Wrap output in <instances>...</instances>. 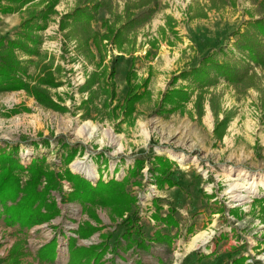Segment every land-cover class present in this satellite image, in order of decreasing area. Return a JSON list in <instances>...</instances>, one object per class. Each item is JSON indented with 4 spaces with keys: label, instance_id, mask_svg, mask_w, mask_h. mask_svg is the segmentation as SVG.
<instances>
[{
    "label": "rangeland",
    "instance_id": "rangeland-1",
    "mask_svg": "<svg viewBox=\"0 0 264 264\" xmlns=\"http://www.w3.org/2000/svg\"><path fill=\"white\" fill-rule=\"evenodd\" d=\"M49 1L33 0L9 13L0 10L4 17L22 13L19 23L12 27L3 28L0 18V53L8 49L10 40L33 47L32 41L21 35L26 29L20 22L27 16L26 7L36 11ZM107 1L110 8L100 9L92 22L100 32L104 31L101 19H122L126 0ZM78 2L57 0L44 28L28 29L39 40L37 53L12 48L25 69L19 74L23 81L38 83L45 70L52 73L57 85L41 86L59 107L39 102L25 89L0 90V152L11 153L20 164L21 185L35 159H41L46 170H69L93 185L99 178H113L123 184L131 198L130 210L116 215L108 205L95 207L99 221H94L80 204L61 202L54 191L60 214L50 222L20 232L17 226L7 227L0 220V264H7L8 250L18 237L26 239L21 264H37V249L54 236L57 256L50 264H66L67 237L75 236L73 229L83 221L100 230L88 239H78L79 245L100 242L104 233L109 235V247L116 248L106 253L103 264H231V259L240 255L245 256L244 264H264V201L257 200L264 197V68L253 62H237L240 54L233 47L238 38L235 32L243 30L249 17L262 14L264 6L246 0L228 1L219 8L210 6L209 0H159L151 20L129 33L132 45L122 52L108 48L102 64L97 65V55L92 59L79 48L82 36L75 26L61 27L65 14ZM168 15L173 17L174 32L167 29ZM42 22L35 19L32 26ZM162 27L166 32H161ZM209 53L218 60L245 64L253 78L238 84L218 78L215 85L203 90L189 80L172 83L175 75L197 65ZM111 66L112 79L108 78ZM131 67L136 72L135 84L147 79L148 93L134 104L132 116H125L121 107H113L124 102L125 76ZM93 72L98 73L96 83L82 89ZM111 83L113 97L105 91L110 90ZM178 86L192 91L189 101L183 109L163 111L160 103L164 93ZM142 88L144 85L139 90ZM91 92L94 97L89 100ZM86 123L96 127L89 138L79 131ZM24 149L34 154L23 164L19 153ZM157 156L172 162L169 178L175 186L157 181L163 176L158 171L161 163ZM76 160L92 164L96 176L73 168ZM138 162L137 171L132 173ZM243 180L251 182L247 186L254 191L237 200L227 190ZM72 189L66 178L59 180L62 194ZM234 193L247 194L241 189ZM170 209L177 226L167 227L153 217L155 211L164 216ZM129 216L137 217L147 248L130 245L122 238L127 226L124 220ZM156 232L168 237V242L156 241ZM200 233L206 234V240L190 248L192 238ZM199 252L206 257L199 258Z\"/></svg>",
    "mask_w": 264,
    "mask_h": 264
},
{
    "label": "trees",
    "instance_id": "trees-1",
    "mask_svg": "<svg viewBox=\"0 0 264 264\" xmlns=\"http://www.w3.org/2000/svg\"><path fill=\"white\" fill-rule=\"evenodd\" d=\"M1 1V12L9 13L19 10L33 0H4L5 4H1ZM228 1L234 4V0H209L210 6L215 8H219ZM246 1L264 6V0ZM56 2L57 0H50L43 8L36 11L25 8L27 16L20 22V25L26 30L21 35L24 40H31L33 47L29 48L27 43L21 40H10L7 42L8 49L0 53V90L25 89L39 102L53 107L59 106L51 100L48 90L41 86V84L57 85L52 73L45 70L39 76L38 83L30 84L23 81L19 74L25 69L21 61L13 54L12 48L21 47L26 53H37L38 49L36 46L39 40L31 36L28 29L31 30L32 27L36 30L43 29L45 21L48 15L53 12V6ZM110 6L107 0H79L75 8L65 14L61 21L62 28L68 24L75 26V29L82 36L79 48L84 50L92 59L97 55L99 57L97 65L103 61L108 48V50L115 48L118 52H122L126 50L128 45H132L129 33L144 26L151 20L159 9V0H126L121 11L122 19L120 21L101 19L100 28H103L104 31L95 30L92 27V22L96 19L99 10L103 8L109 9ZM35 19H41L43 21L42 24L32 26ZM173 21L172 16L168 15L166 17L167 29L171 32H174ZM160 30L161 32H166L164 27ZM235 34L238 35V38L235 40L233 47L240 54L237 62H245V64H247L246 62H253L255 65H260L264 68V10L258 17H249L244 22L243 30H237ZM155 41L156 39L154 38L152 45H154ZM245 64L238 65L229 61L218 60L213 53H209L204 55L197 65L182 70L178 75H175L172 83L178 79L189 80L199 90L215 85L218 78H223L224 81L230 84L243 83L253 78V75L249 74L248 66ZM113 74L114 70L111 66L108 78L112 79ZM135 77L136 72L131 67L125 76L127 93L124 102L121 105L115 104L113 107L114 109L121 107L125 116H132L134 104L142 100L148 93L145 87L147 79L138 85L133 81ZM97 79L98 73L93 72L85 81V84L81 86L82 89L91 88ZM143 85L144 88L139 90ZM104 87L101 84V88ZM110 87V90L106 88L105 91L110 93V97H113V83H111ZM91 93L89 100L94 97V93ZM191 93L192 91L184 86L172 87L164 93L160 108L166 112L183 109L189 101ZM199 102L198 105L200 104L201 106ZM106 105L108 106L109 103ZM156 159L161 163L158 171L163 175L158 176L157 181L159 184L162 185L167 182L168 186H175L176 182L169 178L172 162L167 158H161V156H157ZM41 163V159L32 160L29 168V177L21 185L18 174L21 170L20 164L11 153L0 152V220L3 221L5 226H17L20 232H23L32 229L34 226L50 222L57 217L60 214V208L56 201V196L54 197L52 194L54 191L60 195L61 202H77L80 204L82 210L87 211L94 221H99L94 211L95 207L108 205L116 215H121L123 212L130 210L131 198L124 192L123 184L117 180L111 178L108 181H103L99 178L93 185L85 178L75 175L69 170H65L63 173L46 170ZM139 164L140 162L136 164L132 173L137 171ZM62 177L72 183L73 189L68 194H62L61 190H59V180ZM42 179H44L43 184ZM257 200L263 202L264 197ZM172 214L173 209H170L164 216H161L159 211H155L153 217L163 222L167 227L177 226L178 221ZM124 221L127 226L122 233V238L127 239L130 245L135 244L138 248H147V244L142 239L141 227L137 224V217L129 216ZM99 230L100 228L97 225H93L89 221L79 222L77 227L73 229L75 236L67 237L68 260L66 264H103V258L106 253L116 251V248L109 247L106 242V238L109 235L104 233L100 234L102 238L100 242L89 245H79L77 243L78 239H88ZM156 234V241L168 242V237L162 236L160 232H156ZM57 244V238L54 236L41 245L35 255L37 264L53 263L57 256ZM25 245L26 239L18 237L8 250L5 259L6 263L21 264L25 256ZM203 257H206V255L199 252V258ZM245 260V256H236L231 259V264H244ZM137 263L142 264L138 261ZM180 264L186 263L182 262Z\"/></svg>",
    "mask_w": 264,
    "mask_h": 264
},
{
    "label": "bare ground",
    "instance_id": "bare-ground-1",
    "mask_svg": "<svg viewBox=\"0 0 264 264\" xmlns=\"http://www.w3.org/2000/svg\"><path fill=\"white\" fill-rule=\"evenodd\" d=\"M79 131L84 134L86 138H89L92 136V134L96 131V127L91 124H84L79 128ZM106 133L109 135L110 138H112V135L109 131H106ZM113 140V138H112ZM30 156L33 154V150H27L25 149L22 151V155ZM77 161V160H76ZM73 168H76L78 171L83 172L87 176H96L95 168L92 164H86L84 165L81 161H77L72 165ZM253 181V180H252ZM251 184L248 180H243L242 183H234L230 186V188L227 190V193H233V197H235L237 200H244L248 196V192H253L254 189H249V186L247 184ZM255 186V185H254ZM237 189H241L242 191L247 192L246 193H234ZM207 236L205 233H200L194 236L190 242V248L196 247L199 243H202L206 240Z\"/></svg>",
    "mask_w": 264,
    "mask_h": 264
},
{
    "label": "crops",
    "instance_id": "crops-1",
    "mask_svg": "<svg viewBox=\"0 0 264 264\" xmlns=\"http://www.w3.org/2000/svg\"><path fill=\"white\" fill-rule=\"evenodd\" d=\"M21 14L22 13H20V12H14V13H10L8 15H5V17L0 15L1 21H3V28H5L8 25L11 27L17 25L20 21ZM1 28L2 27H0V34L2 33ZM168 235H170V234H168Z\"/></svg>",
    "mask_w": 264,
    "mask_h": 264
},
{
    "label": "built area",
    "instance_id": "built-area-1",
    "mask_svg": "<svg viewBox=\"0 0 264 264\" xmlns=\"http://www.w3.org/2000/svg\"><path fill=\"white\" fill-rule=\"evenodd\" d=\"M25 150V149H24ZM23 150V151H24ZM33 154H34V152H33ZM32 155V154H31ZM31 155L30 156H26V155H22V150L20 151V153H19V156L21 157V163H23L24 164V161H26L25 159L26 158H28V157H31ZM67 184V183H66ZM68 185V184H67Z\"/></svg>",
    "mask_w": 264,
    "mask_h": 264
}]
</instances>
